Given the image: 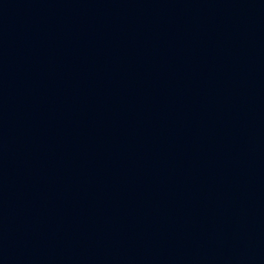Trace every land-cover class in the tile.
I'll list each match as a JSON object with an SVG mask.
<instances>
[{
  "label": "water",
  "instance_id": "1",
  "mask_svg": "<svg viewBox=\"0 0 264 264\" xmlns=\"http://www.w3.org/2000/svg\"><path fill=\"white\" fill-rule=\"evenodd\" d=\"M0 264H264V0H0Z\"/></svg>",
  "mask_w": 264,
  "mask_h": 264
}]
</instances>
